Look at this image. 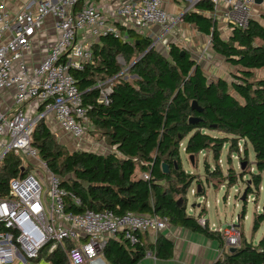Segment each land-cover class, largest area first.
<instances>
[{"label":"trees","instance_id":"1","mask_svg":"<svg viewBox=\"0 0 264 264\" xmlns=\"http://www.w3.org/2000/svg\"><path fill=\"white\" fill-rule=\"evenodd\" d=\"M194 7L212 11L213 4L200 0ZM261 17L264 19V13ZM182 19L208 35L213 51L237 67L231 81L208 78L187 49L170 43L164 55L151 46L148 36L120 25L121 36H101L91 46L92 62L71 70L87 106V121L113 149L105 154L68 152L43 119L35 126L32 144L40 159L62 178L61 186L80 198L79 205L66 198V211L109 209L117 214L159 215L169 225L202 234L222 248L220 232L210 229L206 219L204 225L198 222L206 208L202 206L198 215L188 211L191 185H200L197 196L204 197L206 188L199 175L184 169L180 143L184 141V152L195 161L201 152L211 153L215 165L211 168L204 160V172L205 182L214 187L224 182L232 186L237 181L232 166L224 174L218 164L223 146L227 143L228 151L233 152L238 141L243 140L245 150L250 143L256 171L249 172L253 187L247 188L246 198L252 190L258 191L264 172V78L254 79L253 70L264 71V24L251 19L244 29L234 28L223 39L212 19L201 13L187 11ZM118 56L127 64L126 71ZM133 56L137 59L131 61ZM129 73L134 76L131 80L126 78ZM106 79H112V92L109 104L103 105L97 102L99 88L95 85ZM193 101L201 112L192 108ZM191 118L197 121L191 122ZM164 163L167 173L162 170ZM31 168L24 165L22 155L6 152L0 159V196L8 194L12 178L22 177ZM145 172L148 179L141 176ZM242 172L240 177L246 173ZM245 215L243 206L237 225L240 245L234 251L223 250L213 264H264V232L256 244L249 242L240 227ZM263 222L264 198L260 212L253 216L252 232ZM139 237L134 244L122 237L109 239L103 251L106 262L138 264L147 251L162 260L172 257L173 241L166 234L158 232L152 242L147 234ZM45 258L50 264H68L61 250Z\"/></svg>","mask_w":264,"mask_h":264},{"label":"built area","instance_id":"2","mask_svg":"<svg viewBox=\"0 0 264 264\" xmlns=\"http://www.w3.org/2000/svg\"><path fill=\"white\" fill-rule=\"evenodd\" d=\"M209 1L213 9L208 14L213 20L218 15L228 33L244 29L258 5L255 0ZM48 15L53 18L55 39L41 60L28 64L31 39ZM178 20L166 11L163 0H124L108 15L93 0H39L34 10L23 8L15 13L0 0V91L13 89L10 110H0V157L12 151L35 161L29 172L12 178L8 194L0 196V264H38L55 250L64 253L68 264H107L103 251L109 239L122 237L134 244L139 235L167 228V218L154 214L66 211V198L75 205L80 198L61 186L62 178L40 159L32 140L37 122L43 119L48 127L52 119L79 149L88 129L87 106L71 70L92 62L91 46L101 36H121L120 25L136 31L157 25L165 33ZM121 59L118 56V62ZM102 82L95 85L97 102L107 105L112 85ZM32 103L36 116L27 114ZM38 166L44 168L46 178ZM141 176L149 178L146 172ZM198 222L204 225L205 218L198 217ZM210 229L220 232L223 250L239 245L240 233L233 223Z\"/></svg>","mask_w":264,"mask_h":264},{"label":"rangeland","instance_id":"3","mask_svg":"<svg viewBox=\"0 0 264 264\" xmlns=\"http://www.w3.org/2000/svg\"><path fill=\"white\" fill-rule=\"evenodd\" d=\"M261 10H263V8H261ZM258 14H259L258 9H256L255 11L256 18L259 17ZM151 44H153V47L156 50H158L164 55H166L169 50L167 49L166 46L162 47L161 45H159V43H156L153 40ZM204 44L205 43H203L202 45ZM177 45L182 48L184 46L188 47V44H186L185 41H181ZM209 52L211 53V51ZM194 53H196L195 55H197L200 52H194ZM204 53L205 52H203L202 54ZM212 54L213 56L210 57L209 59L205 58L206 56L204 57V59L208 62V64H205V66L202 64L203 70L205 74L207 75V77L210 79H215L217 77H223L226 80L231 81L232 75L238 72L237 67L227 63L223 59V57L215 55L214 52H212ZM136 59H137V56H133L131 58V61H134ZM196 60L198 61V59ZM119 64L122 66L124 71L128 69V66L127 64H125L123 59L119 61ZM253 76H254V79L264 78V71L255 69L253 70ZM126 78L131 80L134 78V76L129 73L127 74ZM102 83L111 84V80L108 81V79H106V80H103ZM35 107L36 105L33 103L28 105L27 114L36 116L38 114V111L35 110ZM52 128L53 127L49 125V129L52 133H60L57 129L54 130ZM99 134H100L99 130L96 128L93 129L92 125H90L88 122V129L82 138L81 147L79 149H77L75 141L65 135L60 136L59 134L58 136L59 138L56 137L57 138L56 140L61 145H64L63 147H65L68 152H73L76 150L93 151V152L102 153V154L110 152L113 149V147L105 143L102 140V138L99 137ZM212 134L223 135L222 133H216V132H213ZM1 144H2V141L0 140V152H1ZM182 144L183 142L180 143L181 146ZM243 144H244L243 140L238 141L237 150L233 152H229L228 151L229 145L226 143L222 148L220 159L218 160V164L221 166L224 174H226V170L229 166H232L235 172L238 174L237 181L232 186H228L226 182H224L220 184L218 187H214L212 184L208 185L205 182L204 160L209 163V166L211 168L215 165L210 152L208 151L201 152L197 156L196 161H195V158H193V164L190 163L189 159L187 158V154H185L184 152H180V153H181V157L183 161L182 162L183 167L187 169L188 172L194 171L195 173H198L199 177L204 182L205 188L207 189V193L204 197L197 196L196 186L198 184L196 182L193 183V187H192L193 189L189 190V192L187 193L188 211L192 213V209H191L192 203L194 204L202 203L201 206L206 207V212L204 215H205V218L208 220L209 225L211 227L215 226V227L222 228L232 223L236 226L239 225L237 218H238V215L240 214L241 209L243 208V206H245L246 217L241 221L240 227L243 231L245 238L249 242L256 244L264 232V222L261 224V226L255 233L252 232L253 216L256 212H260V208L262 206V202L264 198V172L261 173L263 179H262V182L260 184L258 191H256L255 189L252 190V193L247 195V198L243 200L242 197H243L244 192H246L247 188L253 187L252 182H251L252 176L249 172L256 171V168L254 165L253 149L250 143H247L246 150H245V146ZM22 157L24 160V165H32V163H35L33 159L30 160L26 158L24 155H22ZM1 158L2 156L0 157V159ZM196 163H197V166L194 167ZM241 163H244L243 169H241L240 167ZM37 170L42 175H44V177L46 178V173L42 166H38ZM242 171H245L246 173L242 177H240L239 174ZM136 173L138 174L139 172L136 171ZM190 191H192L194 195L191 194ZM44 194H45V187H43V192H42V195ZM205 204H207V206H205ZM157 234L158 233L153 234L152 237L154 238ZM38 264H49V263L46 260V258L43 257L38 261Z\"/></svg>","mask_w":264,"mask_h":264},{"label":"crops","instance_id":"4","mask_svg":"<svg viewBox=\"0 0 264 264\" xmlns=\"http://www.w3.org/2000/svg\"><path fill=\"white\" fill-rule=\"evenodd\" d=\"M2 1L5 4V7L10 12L15 13L23 8L34 10L39 0H2ZM122 1L124 0H93V3L105 15H108L110 14V12L114 11V9L118 5H120ZM194 6H195V0H163V7L166 9V11L178 17L179 20L173 23L171 25L170 30H168L165 33H163L162 32L163 30H161V28L157 25L149 26L148 28L140 30L139 32L148 36L154 42L159 43V45H161L162 47L166 46L167 49H169L170 43L178 44L181 41H185L186 44H188V47L184 46L183 48L187 49L191 53L192 58H194L195 60L198 59V61L197 60L196 61L201 66L202 64L205 66V64H208V62L204 59V57L206 56L205 58L209 59L210 57L213 56L212 52H214L210 44V37L200 32L195 27L194 23L185 22L182 19V16L187 11H196L211 19L212 17L208 14L207 10L196 9ZM261 8H263L264 10V1L261 4H258L254 9L255 11L256 9H258L259 12L258 14L259 17L256 18L254 16V19L264 24V19L261 17V14H263L264 11L261 10ZM212 21L215 23L216 29L219 30L220 36L223 39H227L231 33L227 32V30L225 29V25H223L224 22L221 20V18L218 15H216V17L214 18V20L212 19ZM52 22H53L52 16L48 15L45 18L41 29L32 37L31 51L27 57L28 64H33L41 60L46 55L49 46L53 43L55 39V33L53 31ZM203 43L205 44L202 45ZM209 51H211V53ZM194 52H200V53L195 55L196 53ZM203 52H205L204 54L206 55L202 54ZM215 55L218 54L215 53ZM12 95H13L12 88L0 91L1 111L10 110L12 105ZM48 123L51 127H53L52 129L54 130L57 129L60 132V133H54L57 137L59 136V134L60 136L65 135L64 134L65 132H63L57 126L54 120L49 119ZM180 152H184L183 144L180 149ZM187 158H188V154H187ZM195 166H197V164L194 165V167ZM185 170L188 171L187 169ZM189 172L199 175L194 171H189ZM192 187L193 184L191 185L190 190L193 189ZM190 193L194 195L192 191H190ZM206 193H207V189H206ZM201 204L202 203H197V204L192 203L191 209L194 215L199 214V210L202 208ZM205 206H207V204H205ZM204 214L205 213L202 214V217L205 218ZM209 227L211 226L209 225ZM160 232L166 234L173 241L172 257L167 260L158 259L153 255V252L150 251L152 255L151 254L145 255V257L138 264H213V262L219 256H221V253L223 252V247L220 248V245L218 244L217 241L207 238L202 234L194 233L185 228L172 226L168 224L167 228H165ZM147 235H148L147 237L148 241L150 242L154 241L156 236L153 238L152 235L149 234Z\"/></svg>","mask_w":264,"mask_h":264},{"label":"water","instance_id":"5","mask_svg":"<svg viewBox=\"0 0 264 264\" xmlns=\"http://www.w3.org/2000/svg\"><path fill=\"white\" fill-rule=\"evenodd\" d=\"M261 1H262V0H255V2H256L257 4H260ZM197 2H198V1H197ZM197 2H195V4H196ZM151 46H153V45L151 44ZM151 46H150V47H151ZM192 108L195 109V110H197L198 112H201V111H202V109L197 105V103H196L195 101L192 102ZM190 121H191V122H196L197 119H196V118H191ZM193 158H194V157H193L192 154L188 155V159H189V161H190L191 164H193ZM240 167H241V169H243V168H244V163H241V164H240ZM162 170H163V172L167 173V172H168V165L165 164V163L162 164ZM22 173H23V172H22ZM199 189H200V185H197L196 190L198 191ZM245 194H246V193L244 192L243 197H242L243 200L246 199V195H245ZM237 219H238V218H237ZM236 248H237L236 246H231V247L228 248V250H229V251H234Z\"/></svg>","mask_w":264,"mask_h":264}]
</instances>
